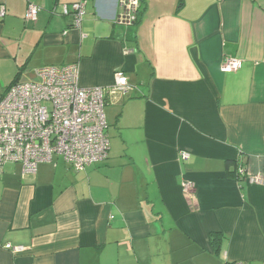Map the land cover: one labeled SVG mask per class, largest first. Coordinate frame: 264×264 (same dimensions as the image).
I'll return each mask as SVG.
<instances>
[{
  "label": "crops",
  "instance_id": "0c3cea01",
  "mask_svg": "<svg viewBox=\"0 0 264 264\" xmlns=\"http://www.w3.org/2000/svg\"><path fill=\"white\" fill-rule=\"evenodd\" d=\"M2 7L0 96L72 65L83 88L120 71L134 90L108 97L105 161L0 168V264H264V0H139L133 25L119 0Z\"/></svg>",
  "mask_w": 264,
  "mask_h": 264
},
{
  "label": "built area",
  "instance_id": "2783aa9c",
  "mask_svg": "<svg viewBox=\"0 0 264 264\" xmlns=\"http://www.w3.org/2000/svg\"><path fill=\"white\" fill-rule=\"evenodd\" d=\"M122 14L118 22L133 25L139 9V0H119ZM84 3L64 7L63 14L73 16L76 28L84 15ZM40 8L31 5L27 21L37 20ZM5 9L0 8V18ZM239 59H227L223 69L238 71ZM38 83H16L0 96V168L6 164H21L26 175H35L39 164L62 158L75 172L105 161L110 152L105 107L110 94L127 95L134 88L123 72H116L112 90L101 87L83 88L77 65L45 67L37 71ZM184 160L189 159L182 152ZM239 176H245L240 169ZM258 182L261 176L249 178ZM193 186L186 184L184 191L194 198ZM20 253L22 248H12ZM242 264V263H236Z\"/></svg>",
  "mask_w": 264,
  "mask_h": 264
},
{
  "label": "rangeland",
  "instance_id": "374dc122",
  "mask_svg": "<svg viewBox=\"0 0 264 264\" xmlns=\"http://www.w3.org/2000/svg\"><path fill=\"white\" fill-rule=\"evenodd\" d=\"M110 131H111V129H110ZM110 131H108V132H110Z\"/></svg>",
  "mask_w": 264,
  "mask_h": 264
},
{
  "label": "trees",
  "instance_id": "16d2710c",
  "mask_svg": "<svg viewBox=\"0 0 264 264\" xmlns=\"http://www.w3.org/2000/svg\"><path fill=\"white\" fill-rule=\"evenodd\" d=\"M239 175V174H238Z\"/></svg>",
  "mask_w": 264,
  "mask_h": 264
}]
</instances>
